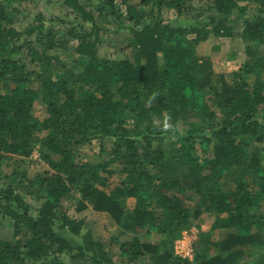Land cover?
Instances as JSON below:
<instances>
[{
  "label": "trees",
  "instance_id": "16d2710c",
  "mask_svg": "<svg viewBox=\"0 0 264 264\" xmlns=\"http://www.w3.org/2000/svg\"><path fill=\"white\" fill-rule=\"evenodd\" d=\"M26 1L0 0V264H264V0H57L71 20ZM105 24L129 54H100ZM210 37L242 44L229 80L197 54ZM92 141L96 162L79 155ZM64 200L106 213L109 234ZM192 227V258L176 255Z\"/></svg>",
  "mask_w": 264,
  "mask_h": 264
},
{
  "label": "rangeland",
  "instance_id": "374dc122",
  "mask_svg": "<svg viewBox=\"0 0 264 264\" xmlns=\"http://www.w3.org/2000/svg\"><path fill=\"white\" fill-rule=\"evenodd\" d=\"M94 2V0H93ZM207 0H193V6L196 8V12H199L202 7H205ZM26 7L28 9H31V11L34 13L35 9L33 8L34 4L38 7L39 10H41L44 15L48 18L50 17H59L61 19H67L71 20L74 17V14L70 12L68 8H66L60 1L57 0H51L49 2H45L44 0H38L36 2H31V0H27L24 2ZM242 4H246V1H241ZM90 9V7H88ZM174 13L172 10H168L166 13H164V16L173 17ZM20 18H23V15L20 16ZM27 21H19L16 23L18 27L21 26V24L25 23ZM113 24H105V28L100 31V39L101 43L99 45V52L101 55L106 56H117L121 54L122 52L130 53L131 50L129 47L125 45V42L123 39L126 36V33L124 32H112ZM107 30V31H106ZM219 45L220 48L217 52V49L214 48V46ZM121 48V50H120ZM214 48V49H213ZM119 49V50H118ZM197 54L198 55H204L206 53H215L216 55L212 56L213 61V69L214 72L219 74L223 73L226 76V78L229 80L231 77L228 76L231 71L238 68V66L243 62L244 60V51L242 44L240 43L238 38H228V37H210L205 42L201 43L197 47ZM235 53L234 58H226L227 54ZM35 112L37 114L42 112V107L40 104H36L35 106ZM109 146V143L107 144ZM259 146L264 147V139L262 143H260ZM100 147L97 141H92L90 143L82 144L79 148V155L82 159L90 162H96L101 159L102 155L100 154ZM261 154H264V149L261 150ZM37 152L34 151L32 154V159L35 162H26L25 164H22L28 173L30 175L34 174L35 172L39 171L40 169H43L44 166L42 162L37 159ZM264 164V160H263ZM46 168V167H45ZM7 170V169H6ZM120 176L118 174H115L112 176L111 183L114 184L117 181H119ZM128 206H131L133 204V199L129 198L127 200ZM63 205L67 209L68 213L77 219L83 220V230L89 229L95 239L107 236L110 232V229L107 225L110 222V218L108 215L104 212L100 211H94L91 208L84 209L82 211H76L73 203L69 200H64ZM200 228L199 230L207 231L211 225L212 218L209 217L207 214H202L200 217ZM191 232L188 233V237L186 238V241L188 243H179L178 246L184 247L185 245H191L193 246L196 238L198 237L199 232L196 227L191 228ZM212 239L214 240H220L222 239L225 234L226 230L224 229H216L210 232ZM0 237L3 238H10L11 237V228L7 221L0 218ZM150 241L156 242L157 236L152 235L149 238ZM115 253L117 252L116 248ZM251 256H246L243 259L240 260L238 264H251L252 262ZM137 264H148L147 260H142L141 262Z\"/></svg>",
  "mask_w": 264,
  "mask_h": 264
},
{
  "label": "built area",
  "instance_id": "2783aa9c",
  "mask_svg": "<svg viewBox=\"0 0 264 264\" xmlns=\"http://www.w3.org/2000/svg\"><path fill=\"white\" fill-rule=\"evenodd\" d=\"M191 230L192 229L188 231H183L180 238H178L175 241L173 249L176 255L184 257V258H189V259L192 258V255H193V246L191 245L192 243L190 245H185L184 247L178 246L179 243L181 244H183L184 242L188 243V241H186V238L188 237V233L191 232Z\"/></svg>",
  "mask_w": 264,
  "mask_h": 264
}]
</instances>
